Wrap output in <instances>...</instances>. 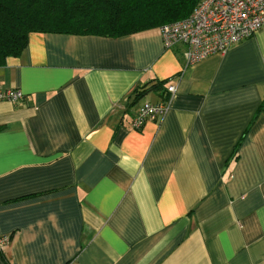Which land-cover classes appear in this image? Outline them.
Here are the masks:
<instances>
[{"label":"crops","instance_id":"0c3cea01","mask_svg":"<svg viewBox=\"0 0 264 264\" xmlns=\"http://www.w3.org/2000/svg\"><path fill=\"white\" fill-rule=\"evenodd\" d=\"M160 28L0 67V264H264V29L186 67Z\"/></svg>","mask_w":264,"mask_h":264},{"label":"trees","instance_id":"16d2710c","mask_svg":"<svg viewBox=\"0 0 264 264\" xmlns=\"http://www.w3.org/2000/svg\"><path fill=\"white\" fill-rule=\"evenodd\" d=\"M199 1L0 0V67L23 53L33 33L120 38L186 20Z\"/></svg>","mask_w":264,"mask_h":264},{"label":"built area","instance_id":"2783aa9c","mask_svg":"<svg viewBox=\"0 0 264 264\" xmlns=\"http://www.w3.org/2000/svg\"><path fill=\"white\" fill-rule=\"evenodd\" d=\"M263 29L264 0H200L189 18L160 28L167 49H184L186 67L224 54L233 45ZM167 92L173 96L176 86H168ZM23 99L20 90L0 86V102L17 103ZM168 108L165 103L142 105L133 120V127L141 129L148 120L163 118ZM10 239L0 235L1 255L5 254Z\"/></svg>","mask_w":264,"mask_h":264}]
</instances>
